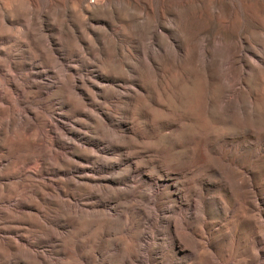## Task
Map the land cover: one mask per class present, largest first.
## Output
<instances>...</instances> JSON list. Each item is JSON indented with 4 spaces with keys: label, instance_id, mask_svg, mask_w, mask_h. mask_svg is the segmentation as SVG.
<instances>
[{
    "label": "rangeland",
    "instance_id": "obj_1",
    "mask_svg": "<svg viewBox=\"0 0 264 264\" xmlns=\"http://www.w3.org/2000/svg\"><path fill=\"white\" fill-rule=\"evenodd\" d=\"M153 1L0 0V264H264V0L227 23L230 0H175L187 50ZM162 41L172 56L141 54ZM147 77H177L181 109L203 87L213 126L153 115Z\"/></svg>",
    "mask_w": 264,
    "mask_h": 264
},
{
    "label": "bare ground",
    "instance_id": "obj_2",
    "mask_svg": "<svg viewBox=\"0 0 264 264\" xmlns=\"http://www.w3.org/2000/svg\"><path fill=\"white\" fill-rule=\"evenodd\" d=\"M45 1L51 7H53L54 4H56V3L57 4H61L62 1H63V3L65 1H68L70 3V5L73 7V9H75V10H79V9L87 10L88 9V4L95 3L98 0L88 1L87 4L84 5V7H81V5H80L81 0H45ZM101 1L108 4V3H111L112 0H101ZM141 1L146 3V6L144 8L145 11L147 12L146 15H148V14L154 15V12H155V10H154L155 9L154 1L153 0H141ZM256 1H263V0H238V1L230 0L231 9H230L229 12L225 13V15L223 17V21L227 23V22H233L236 19V16H237V10H236L237 5L236 4H238V5L240 4V6H241V8L243 10H248ZM3 2L8 4V2H6V0H3ZM9 4H11V7L15 8L16 10L21 9L22 6L25 5V4H31L32 8L37 9L39 7V4H42V2L40 3V0H9ZM167 6H168L169 9L167 11L160 12L159 15L163 16L164 14H167V13L170 12L173 15V24L172 25L176 29H179L182 32V35H180V37L182 38V40L184 42H186L185 50L188 49V40L189 39L192 42V49L196 48V43L192 41L193 36H192L191 30H190V24L192 22H191L190 16L188 15L187 10L185 11L184 9H182V11H178L177 12L178 5H176L175 0H168ZM245 13H246V11H245ZM242 14H243V12L241 13L240 17H242ZM150 15H148V16H150ZM150 17H153V16H150ZM240 17H239V19L237 21L239 23L242 22ZM124 20H126V19L124 18ZM12 21H13V19H12ZM94 21L103 22L104 20H103V18H100V17H94ZM127 25H128V27L129 26L131 27V24L129 22H127ZM89 34L90 35H89L88 38L89 39H93L94 33L91 30H89ZM245 38L248 39L246 36H245ZM262 42H263V39L259 38L258 39V43H262ZM160 46L161 47H160V49L158 51L156 49L154 52H150L149 53L147 49L143 50V45H142L141 46V54L142 55L145 54V56L150 55L152 57H156L155 55L157 54L162 59L163 57H166V56H172L175 53V51L173 50L171 44L169 42H167V41L160 42ZM176 46L177 45H174V47H176ZM231 51H232V49H231ZM250 53L255 58L252 61L253 70H257V69L264 70V66H262V64L261 65L259 64L260 60H259V58H257V53L255 52V50H251ZM173 65L174 64L172 62H170L169 65L167 66L168 69L173 67ZM167 67H165V70H166ZM197 73H200L199 74V78H200L199 82L202 84V82H203L202 81V79H203L202 78V74H201V72H199V70H197ZM176 78L177 77H162V79L160 80V83H158V81L156 79H154L153 77L152 78L151 77H147L148 81L152 84V86L156 87L159 101L162 104L165 105V106H163V105L159 104L157 106H153L152 107V114L155 115V116H159L161 114V116H164V117H167V118H171V119H185V120H188V121L184 122V126H186V127L187 126H193V127H198V126H200V127H211V126H213V125H209L207 123V121H208V119L210 117L209 116L210 113L206 110L205 105H204L206 100H204L205 97H204V94H203V87L198 88V86H197L196 90L193 91L191 94H189L186 97L185 108L184 109L179 108L180 95L173 88V83H174V80ZM239 80L240 81H244V85L247 86V82H246L245 77L244 78H240ZM260 90H261V92H263V87H261ZM236 92L237 91L232 92L231 93V97L228 99V101H229L228 108L230 107V108L234 109V115L233 116H229V117H231L234 120H237V119L240 120L238 118V114L240 113L239 110H242V106L243 105L246 107V104H242L243 102L239 98V96H241V95H239ZM218 102H219V100L215 101V106H216V104ZM141 103L144 104V103H147V101L141 100V101H139L138 104H141ZM246 114H248V113H246ZM221 130H222V128H221ZM185 140H187V139H185ZM206 146H208V144ZM210 146L211 145H209V147ZM191 149L195 150L196 149V145L194 144L191 147ZM199 156L202 159H205L207 161L206 166L212 165V163L210 162V158L208 157V150L202 149V152L199 153ZM252 168L256 169L255 166H253ZM219 171H220V169H219ZM232 193H234L236 195V192L234 190H232ZM245 202H246V199L245 200L242 199L241 201H238L237 212H235V217L237 216L238 220L243 219L244 217H246L245 215H246V210L247 209H246V206L244 205ZM230 210H232V209H230ZM238 224H239V222L235 223L234 227H236ZM136 237H138V236H136ZM129 243H131V245H132V239H129ZM123 258H125V257H122V259ZM70 259H72L74 261H77V257L75 255L70 256ZM207 261H208L207 259L205 260V259L201 258V260L198 262V264H206Z\"/></svg>",
    "mask_w": 264,
    "mask_h": 264
}]
</instances>
